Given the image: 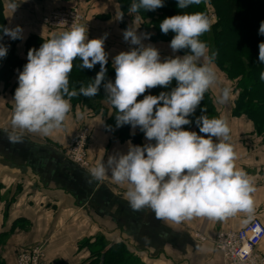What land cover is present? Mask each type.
I'll return each instance as SVG.
<instances>
[{
	"label": "clouds",
	"instance_id": "clouds-1",
	"mask_svg": "<svg viewBox=\"0 0 264 264\" xmlns=\"http://www.w3.org/2000/svg\"><path fill=\"white\" fill-rule=\"evenodd\" d=\"M203 0H178L180 9L200 5ZM20 0H8L12 13ZM164 0H132L129 14L156 10ZM119 12L117 19H123ZM163 34L175 35L170 41L173 53L187 50L183 56L161 61L159 49L145 45L150 33L137 34L136 27L123 31V39L137 45L114 57L115 81L105 83L107 103L115 110L116 128L131 125L139 129L149 143L132 145L126 154L110 155L87 169L88 183L109 178L124 186V199L134 211L150 209L156 219L179 224L194 217L224 220L237 213L254 211L253 179L235 165L237 159L231 141L228 121L222 117L202 114L196 118L199 127L185 130L210 89L218 84L214 67L216 53L200 39L212 28V21L202 11H186L165 18L159 25ZM22 28L0 26V40L22 39ZM264 35V21L259 27ZM107 34L88 38L87 25L73 23L68 30L54 34L39 49L27 53V63L18 75L11 117V143H22L24 134L51 136L64 127L72 111L74 97H94L105 79L108 53L104 44ZM259 61L264 64V42L259 44ZM8 47L0 43V58L6 57ZM82 60L81 68L92 69L97 63L100 71L95 79L79 88L70 86L74 60ZM264 81V71L260 72ZM175 80L177 86L159 95H144L158 86L168 88ZM232 88L222 86L216 103L227 104ZM202 113L207 108L201 109ZM85 113L78 111L77 118ZM16 130H19L18 132ZM135 133L133 132V135ZM154 141V143H152Z\"/></svg>",
	"mask_w": 264,
	"mask_h": 264
},
{
	"label": "crops",
	"instance_id": "crops-1",
	"mask_svg": "<svg viewBox=\"0 0 264 264\" xmlns=\"http://www.w3.org/2000/svg\"><path fill=\"white\" fill-rule=\"evenodd\" d=\"M7 2L4 1L5 21L8 27L22 28V41L30 34L53 36L38 22L39 10L30 11L31 3L27 0H20L14 13L7 8ZM93 36L89 34L88 38ZM20 48L21 45L14 53L19 54ZM104 48L112 61L113 54L130 50L111 38H106ZM1 84L0 259L4 264H15L17 247L30 236L44 244L48 264H84L89 254L86 245H80L90 235H101L109 242L123 240L130 252L137 254L145 264H222L220 253L211 242L200 241L204 243L200 247L189 231L176 228L173 233L168 231L171 224L156 219L150 209L132 210L124 199V186L109 178L90 184L87 170L74 167L64 156L69 135L82 121L92 132L89 152L95 163L101 159L106 161L110 155L126 154L131 139L118 140L111 133L115 129L107 128L105 132V119L84 116L79 120L71 111L64 127L51 136L25 133L22 143H11L8 134L13 131L10 121L15 90L5 89ZM8 98L10 102L3 103L2 100ZM228 114L223 112L219 116L230 126L236 167L254 181V211L250 215L237 213L224 220L194 217L181 222L182 228L200 225L205 236L239 228L254 215L264 221V147L258 143L249 119L233 120ZM137 129L130 125V134H136ZM187 130L196 132L193 127ZM146 143L149 141L144 139ZM259 248L264 253V241Z\"/></svg>",
	"mask_w": 264,
	"mask_h": 264
},
{
	"label": "trees",
	"instance_id": "trees-1",
	"mask_svg": "<svg viewBox=\"0 0 264 264\" xmlns=\"http://www.w3.org/2000/svg\"><path fill=\"white\" fill-rule=\"evenodd\" d=\"M4 1L0 0V26H5L4 16ZM122 9L126 10L132 0H117ZM212 3L217 11V22L212 24V28L207 38L203 35L201 40L208 43L211 52H215L214 63L225 72L228 78L237 79V86L240 89L239 95L234 101L231 112L234 116L245 115L254 126L255 133L264 134V81H261L260 72L264 71V64L259 61V44L264 42V35L259 34V27L264 21V0H207ZM204 0L200 5H194L189 9H180L178 0H164V6L154 11L141 9L138 14L147 17L151 20L154 29V34L150 35L152 40H168L171 41L175 35L172 32L163 34L160 30V23L167 17L182 14L186 11H204ZM2 35V32H0ZM49 38L30 34L26 40V48L32 49L39 47ZM180 54H186L187 50L178 51ZM27 63V59L19 57L13 53L8 57L3 65V71H0V76L6 77L12 75L15 70L18 72L23 70V66ZM82 60L76 58L74 60V68L70 75V86L79 88L81 84H87L95 79L96 74L100 71V64L97 63L92 69L81 68ZM107 71L105 79L102 82L99 92L96 96L88 98L84 96L72 98V102L84 104L88 107H93L94 99L106 100L104 84L115 81V68L113 61L108 57V63L105 66ZM177 86V82L173 80L168 88L156 87L147 90L145 94L139 96L137 100H142L144 95H159L161 92H170ZM95 101V100H94ZM111 107V106H110ZM207 108L206 113H202L201 109ZM113 117L115 118V110L113 108ZM202 114L209 117H218L214 100L210 93H206L204 100L197 108L195 114L190 116L192 120L190 125L185 127H196V132H199V127L195 120ZM136 134H130V125H124L117 130V138L120 141L131 139L133 145L143 146L141 140L143 132L139 129ZM264 141V139H262ZM153 142V141H152ZM98 238V239H97ZM96 238V245L100 248L95 251L97 255L95 260L97 264H145L140 257L128 249L127 245L122 242L105 241L104 237L99 235ZM86 246L88 241H84ZM94 253V254H95ZM86 263V262H85ZM89 261L86 264H90ZM93 263V262H92ZM95 263V262H94ZM0 264H4L0 259Z\"/></svg>",
	"mask_w": 264,
	"mask_h": 264
},
{
	"label": "rangeland",
	"instance_id": "rangeland-1",
	"mask_svg": "<svg viewBox=\"0 0 264 264\" xmlns=\"http://www.w3.org/2000/svg\"><path fill=\"white\" fill-rule=\"evenodd\" d=\"M27 1L29 3H31V6H30L31 12H35V10L36 11L39 10V17H37V18H39L38 22L42 25V27L45 30H47L46 32L50 36L54 35L55 33L68 30L67 28L65 29L64 27H56V28L51 29V27L46 25L47 22H46L45 18L47 17V14L50 11H52L54 9H58V8L59 9H76L78 11V13H80V16H81V20L77 24L87 25L88 33L92 36L94 35L93 38L94 37H96V38L103 37L105 34H107V38H111V39L117 41L125 49H127V47H128L130 50H132L133 48L138 47L137 45H131L129 42H126L123 39V31L125 29L129 28L130 26L136 27L137 34L150 33L151 35H153L155 33L153 26H151L152 22L149 18L143 17L141 14H138V13L129 14V12H128L129 7L126 10L122 9L120 3L117 0H27ZM204 5H205V8H204L205 14L210 18V20L212 21V24L217 22V20H218L217 11L215 10L214 5L207 0H204ZM119 12L124 13L122 20L117 19V15ZM48 24L51 25V23H48ZM5 26L8 27L6 22H5ZM100 30H103L104 33L100 34L99 33ZM210 31L204 34V36L206 38H207L208 34L210 33ZM2 35H3V33H2ZM93 38H90V39H93ZM26 40H27V37L22 41L21 39L12 40L11 38H9L7 36H4L3 40H0V43H2L8 47V52H7L6 57L0 58V71L1 70L3 71L4 68H2V67L6 63L8 57L11 56L14 53V50L17 49V47H20V45H21V48L19 49L18 56L22 57L24 59H27V53L30 49L26 48L27 47L26 46L27 45ZM142 43H144L145 45L152 44L157 49H159L161 59H163V58L167 59L169 57L174 58L175 56L185 55V54H180L179 52L173 53L171 48H170V41H168L166 39H165V41L160 40V39L152 40L149 37L147 39H144L142 41ZM35 47L38 48L37 46H35ZM111 49L116 51V49H114V48H111ZM116 55H118V54H116ZM116 55L113 54L112 58L114 59V57ZM214 67H215V70H216L217 75H218V84L216 86H214L212 89H210L208 93L211 94V96L214 100L216 111L218 113V117H219L220 113L224 112V113H229L228 118H232L233 120H235V118H238V117L244 118V119L247 118L245 115H241L242 117L241 116H234L231 112V109L234 105V101L237 98V96L239 95L240 89L237 86L238 80L228 78L227 75L225 74V72L222 71L215 63H214ZM18 75H19V72L17 70H15L12 75H7L6 77L0 76V82L2 83L1 86L5 89L10 88V89H8L10 91L15 90L14 88L18 87ZM222 86H230L232 88V92H233L232 98H231L230 102L227 104L216 103V98L220 94V88ZM94 100H93V103H94L93 107H88L84 104L77 103V102L75 103V102L71 101L72 111H74V115H76V113L78 111H80V112L85 113L84 116L88 117V118H97L99 120L105 119L104 131L107 132L106 131V130H108L107 128H110L111 130L115 129L111 133L114 135V137L117 138L118 128H116V119L113 117V113H111L112 109H111L110 105L107 103L106 100H102V99H94ZM2 101H3V103L7 104L8 102H10V99L8 98V99H4ZM10 107H11V105H10ZM84 127L89 128V130H88L89 135H88V138L84 141V145H83L82 149L78 150L77 149L78 146L75 142V139H77L78 135L82 132ZM193 128H195V130H196V127H193ZM187 129H190V128L185 127V130H187ZM138 132H139V130L137 129V133ZM91 134H92V132L90 130L89 125H87L86 123H84L82 121L78 124L77 128H75L71 132V134L69 135L68 143L64 147L65 152H67V153L69 152L70 156L73 158H77V156H76V155H78L77 150L80 153H83L84 158L82 159V163L86 168L85 170L91 168L92 166H94L96 164L95 161L90 157V152H89V148H90V140L89 139H91ZM256 134H257L258 143L262 147H264V141H262V139H264V134H262V133L260 135L258 133H256ZM144 139H146V138H145L144 133H143L141 140L144 142ZM152 143H154V141ZM72 165L74 167H77L74 164H72ZM169 224H171V227L169 228L168 231H172V233L175 232L176 229H178V230L184 229L185 231H189L190 237L192 239H194V241L196 243L200 244L201 240L199 238L197 239L195 237V235H200L201 232H203L201 227H199L200 225L182 228L181 227L182 223L176 224V223L169 222ZM98 236L99 235H96V236L90 235L89 237L84 238L85 239L84 241L89 242V244L86 246L87 247L86 249L88 250V254H89L86 261H85L86 263H88L90 261L91 262L90 264H97V262L95 260L97 252L95 253V251L98 250L100 247L97 246L95 243L97 241L96 238ZM121 236H122V234H120V237ZM195 239H197V241ZM84 241L81 243L80 246H82V247L85 246V244H83ZM20 243H21L20 246L17 247V249L15 251V264L17 261V256L22 253V250H26V249L35 247L37 245L43 246V248H44V244L42 242H38L37 238H33L31 236L28 238V240L25 239L24 241H21ZM202 244H204V243H201L200 247L202 246ZM132 247H134V245H132ZM134 248L137 249V247H134ZM132 250H135V249H132ZM44 254H45V259L47 261L45 249H44ZM212 258L215 259V255ZM86 263H84V264H86Z\"/></svg>",
	"mask_w": 264,
	"mask_h": 264
},
{
	"label": "built area",
	"instance_id": "built-area-1",
	"mask_svg": "<svg viewBox=\"0 0 264 264\" xmlns=\"http://www.w3.org/2000/svg\"><path fill=\"white\" fill-rule=\"evenodd\" d=\"M47 26L52 28H69L73 23L81 20L80 13L76 9H54L47 14L45 18ZM48 23H51L48 24ZM89 128L84 127L78 135L75 142L77 149L81 150L84 141L88 138ZM77 150V158L70 156V153L64 152L65 158L78 168L85 170L82 163L83 153ZM201 242L209 241L214 249L219 251L222 264H264V253L260 251V244L264 241V221L258 216H251L247 222L236 229L219 230L210 236L204 234L195 235ZM16 264H48L45 259L43 246H35L26 250L17 256Z\"/></svg>",
	"mask_w": 264,
	"mask_h": 264
}]
</instances>
